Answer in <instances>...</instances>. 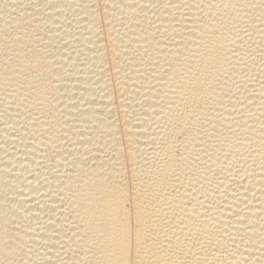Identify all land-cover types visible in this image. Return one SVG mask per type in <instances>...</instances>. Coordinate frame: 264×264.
Here are the masks:
<instances>
[{"label": "bare ground", "instance_id": "1", "mask_svg": "<svg viewBox=\"0 0 264 264\" xmlns=\"http://www.w3.org/2000/svg\"><path fill=\"white\" fill-rule=\"evenodd\" d=\"M9 1L0 264H264V0Z\"/></svg>", "mask_w": 264, "mask_h": 264}, {"label": "rangeland", "instance_id": "2", "mask_svg": "<svg viewBox=\"0 0 264 264\" xmlns=\"http://www.w3.org/2000/svg\"><path fill=\"white\" fill-rule=\"evenodd\" d=\"M3 1V3H4V5L6 6V5H8L9 3L8 2H10L9 0L7 1V0H2ZM7 1V2H6ZM8 3V4H7ZM9 7V6H8ZM6 191H8L7 192V194L10 192V190H5V193H6Z\"/></svg>", "mask_w": 264, "mask_h": 264}]
</instances>
